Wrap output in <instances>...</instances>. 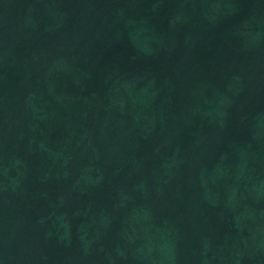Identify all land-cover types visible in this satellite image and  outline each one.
<instances>
[{
    "label": "water",
    "instance_id": "obj_1",
    "mask_svg": "<svg viewBox=\"0 0 264 264\" xmlns=\"http://www.w3.org/2000/svg\"><path fill=\"white\" fill-rule=\"evenodd\" d=\"M144 264H264V0H95Z\"/></svg>",
    "mask_w": 264,
    "mask_h": 264
}]
</instances>
